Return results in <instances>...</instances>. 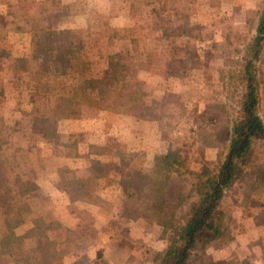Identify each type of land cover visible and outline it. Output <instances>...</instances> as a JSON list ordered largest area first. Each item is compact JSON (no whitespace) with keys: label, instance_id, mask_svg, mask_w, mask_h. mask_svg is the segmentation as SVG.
Here are the masks:
<instances>
[{"label":"trees","instance_id":"16d2710c","mask_svg":"<svg viewBox=\"0 0 264 264\" xmlns=\"http://www.w3.org/2000/svg\"><path fill=\"white\" fill-rule=\"evenodd\" d=\"M125 1L134 16L139 4L154 7L157 3L178 13L183 0ZM185 1L186 4L194 2ZM40 6L39 11L32 3L9 7L10 22L3 23L11 25L16 32L30 35L29 53L26 57H12L0 52V56L7 55L9 68L24 75L25 90L46 100L45 106L35 104L30 111L31 132L45 143L70 148L62 141L58 126L80 119L84 108L139 120L162 119V115H157L144 103V82L137 78L138 73L157 72L180 77L202 66L194 44L188 40L176 43L183 33L192 36L187 35L188 29L178 27L172 31L173 45L167 52L143 53L133 46L131 50L123 47L124 51L109 53L103 47L114 41L112 35L104 37L102 43V35L94 37L89 26L80 30V36L75 39L72 31L55 30L48 25L50 17L62 13L63 7L58 1H45ZM95 58L106 59V66L98 76H88V64ZM263 61L264 1L254 35L244 46L239 67L230 74L235 104L233 115L227 116L226 104L219 103L216 110H204L195 117L203 118L207 124L196 123L191 128L202 137L204 144L217 150L216 160L208 163L206 170L194 171L190 168L187 151L176 148L154 157L151 174L121 162L118 184L123 190L124 208L131 212L133 220L142 219L169 233L167 245L157 254L154 264H189L200 245L231 239L221 204L236 181L243 184L239 206L256 225L264 226V147L258 149L256 145L264 136L258 75V66ZM17 151L15 148L7 158L0 159V216L4 228L0 236V264L4 257L11 258L12 264H62L66 252L56 249L55 242L46 234L57 228L56 222L47 223L41 217L33 221L25 234L19 236L14 232L30 213L27 200L37 189L35 174L19 168L15 158ZM172 174L181 178L178 203L168 199ZM107 175L105 165L91 160L84 177L63 180L65 194L72 202H94L98 181ZM26 239H34V247L27 248Z\"/></svg>","mask_w":264,"mask_h":264},{"label":"rangeland","instance_id":"374dc122","mask_svg":"<svg viewBox=\"0 0 264 264\" xmlns=\"http://www.w3.org/2000/svg\"><path fill=\"white\" fill-rule=\"evenodd\" d=\"M1 1L3 0H0V3H2ZM55 1L61 5V0ZM263 1L194 0L191 4H186L187 2L183 0L180 2L178 13L170 12L157 3L153 4L155 8L153 6L143 7L139 4V9L133 16L129 3L125 0H77L67 11L74 17L61 22L57 21V18L64 14L63 10L60 15L50 17L48 25L51 29H68L70 31L79 29L76 35L72 32L75 39L80 36V30H86L89 26H91L94 37L102 35L103 39L100 40L102 43L105 42L104 37L112 35L114 41L103 47L109 53L122 51L123 47L131 50L133 46L143 53L146 51L167 52L173 45L175 29L178 27L188 29L190 32H187V35H192L189 37L183 33L176 43L180 44L188 40L191 45L194 44L202 66L198 69H191L186 76L180 77L158 74L157 72H139L137 78L144 82L146 93L144 103L151 107L154 113L162 115V119L154 120L157 121L156 124L151 120H142L147 123L139 129L141 133L137 134H141L140 137L134 136V139L126 142L127 137L121 134L118 136L119 142L115 141L116 150L113 148L104 150L105 154L116 155V159L120 156L119 158L122 157V161L128 162L132 168L151 174L153 173V164L148 162L146 154L149 153H145L147 148L153 146L160 153H164L166 150L168 152L169 149L182 148L188 153L192 170H206L207 164L216 160L217 150L204 144L201 140L202 137L191 128L196 123L207 124L203 118L196 119L195 117L204 110H216L219 103L226 104L227 116L233 115L235 104L234 97H232L233 88L231 87L230 74L239 67L244 46L254 35ZM29 3H31L30 0L14 3L0 11L2 13V15L0 14V52L3 54L7 53L12 57L28 55L30 35L26 32L12 30L11 25H7L3 21L10 22V18L7 17L9 7ZM182 6H184L183 9ZM168 7L169 3L166 8ZM35 8L39 11L41 6H35ZM151 9H155L157 13H151ZM168 31L171 32L168 33ZM0 58L6 60V70L4 67V71H0V143L2 144L0 159L7 158L15 148H18L15 158L19 168L24 172H33L36 186L37 183H40V187L37 186L35 192L28 197L30 213L25 216L23 224L16 227L14 232L19 236L25 234L33 226V221L41 217L45 218L47 223L56 222L58 225L54 230H57L59 223L55 219L53 209H63L64 205L61 202L64 199H60L61 196L54 189L51 190L52 186L59 179V184L64 187L63 180H71L77 176L66 173V166L59 165L62 162H58L59 149L44 141H41L44 145L41 148V157L37 158L36 156L39 155L35 156V152L26 153L25 150L26 152L23 154L25 159L22 158L20 162L18 161V155L21 154H19L18 145L27 139H31V141L39 139L32 132L29 133V129H27L29 125L32 128V116L29 114L24 117L26 112L31 111L27 95L29 97L31 95L34 100L33 106L35 104L45 106L46 100H41L31 90H25L23 84L25 78L20 72H17L20 75L18 80H11V76L7 73L8 69L12 72L7 63V55L0 56ZM91 62L93 65L88 67L87 74L92 77L98 76L101 69L106 66V59L95 58L90 61V64H92ZM258 75L261 83V107L264 110V61L258 66ZM105 113L109 114L108 123L117 122L115 120L117 114ZM222 117L225 115L223 114ZM14 121H20L18 130ZM81 125L83 124L79 125L71 121L61 123L58 130L62 135V141L67 142L66 140L69 139L67 136L72 131L75 133V131L84 129ZM100 128V124L97 126L95 124V130ZM103 128L104 126L101 129ZM73 136H75L72 137L74 140H78L77 135L73 134ZM67 144L71 145V143ZM123 145L124 147L126 145V150L131 151L128 153L129 156L123 154ZM256 145L258 149L264 147V136L256 141ZM65 149L72 151V147ZM99 150L104 152L103 149ZM54 154L55 158L51 157ZM23 162L29 163L31 168L28 166L29 169L25 170L22 166ZM33 166H37V171L44 170L40 180L37 179V172L33 170ZM171 178L168 184V199L172 203H178V188L181 185V178L175 174H172ZM117 187L120 190L119 193H123L119 184ZM242 189V182L236 181L227 191L221 204V209L225 213L224 223L228 226L231 239L218 244L200 245L193 253L189 264H264V226L256 225L253 218L239 206ZM105 199V211L107 212L105 216L115 219L112 220L113 223L110 226L115 232L120 228L118 224L124 223V219L121 220L118 216L121 205L120 198L106 197ZM95 200L93 196L94 202L85 203L96 205ZM129 214L131 215L130 211ZM141 223L142 226L139 227L143 229L144 233H138L136 230L131 231L129 234H134L131 238L129 235L125 236V231H122L124 236L115 242L106 240L105 233L102 234V238H90V234L86 232L88 229L78 230L85 234L78 239L75 234H69L71 245L69 242L65 243L68 236L66 232L62 231V237L56 239L50 238L52 236L49 237V232L53 230H48L46 234L49 239L55 242L56 249L66 252L62 264H154L157 254L167 245L169 233L159 227L160 230H148L147 226L154 225H150L144 220ZM145 225H147V230L144 229ZM112 230L110 231L112 232ZM159 237L162 239L153 241V238ZM62 239H64L63 243ZM34 244V239L25 240L27 248L34 247ZM73 250H76L77 253H72ZM2 262L3 264H12L9 257H4Z\"/></svg>","mask_w":264,"mask_h":264},{"label":"crops","instance_id":"0c3cea01","mask_svg":"<svg viewBox=\"0 0 264 264\" xmlns=\"http://www.w3.org/2000/svg\"><path fill=\"white\" fill-rule=\"evenodd\" d=\"M25 0H3L1 1L2 3H0V11L5 9L8 5L14 4V3H21ZM44 1L46 0H30V2L35 5L36 7L40 6ZM77 2V0H61V6L63 7V12L64 14L60 17L57 18V21L61 22L63 20H67L68 18H72L74 17V15H71L69 13H67L68 9L74 5ZM2 15V13H0ZM110 20V18H109ZM79 29H73L72 32H74V34H78L77 31ZM92 64L89 63L88 67H91L93 65V62H91ZM4 67L6 70V60L4 58H0V71H4ZM104 69V67L102 68ZM101 69V70H102ZM101 72V71H100ZM7 73H9V75L11 76V80H18V77L20 76L18 73L15 72H11L9 71V69L7 70ZM100 74V73H99ZM13 81V82H15ZM17 86V85H16ZM28 96V101H29V105L31 106V109L34 105L33 103V99L31 98V95L29 97ZM31 98V99H30ZM41 100H43L41 98ZM30 111L25 113L24 117L29 116ZM108 116L109 114L105 113V112H101V111H97L91 108H84L83 112H82V116L80 119L75 120V121H71V122H76V124H83L81 125L84 129H81V131H75V133L72 131L67 137H69V139H67L65 142L67 143H71L70 147H72V151H66L67 149H65V147L61 146V145H54L53 147H55L56 149H59L58 153L60 155V157L58 158V162L61 161L62 164L59 165H63L66 166V173H70L71 175L77 176V177H84L87 174L89 165L91 160H96L99 163H101L102 165H105V167L107 168L108 171V175L106 177L101 178L98 181V189L94 195V198L96 199V205L94 204H87L85 202H81V201H76V202H72L68 199L67 195L65 194V190L64 187L62 185L59 184V179L58 182L56 181L51 190H55L57 194H59L61 196L60 199H64L61 203H63V209H53V213L55 214V219L56 221H58L59 223V228L57 230H53L52 232H49V237L50 238H61V234L62 231L63 233L66 232L68 233L67 238V242H65L66 244L69 242L70 243V236L69 234H75L76 238L78 239L81 236H84L85 234L79 232L78 230H83L84 231L86 229H88V231L86 230L87 234H90V238H94V237H101L102 238V234H108V236L104 237L106 238V240H111V241H118L119 238H122V236H131V238H133L134 234H129L131 231L136 230V232H143V229L139 226H142L141 222L142 220H133L131 215L129 214V211L126 210L123 206L124 203V195L123 193H119L120 190L117 187L119 179H120V161H122V157L119 158L120 156H118V160L116 159V155H108L105 154L107 151V149H112L116 150V143L115 141H118V136L121 134L127 137L126 142L131 141V139H134V136H141V134H137V133H141V131L139 130L140 128H142L144 126V124H146V121H142L139 119H136L135 117L132 116H128V115H116V121L114 124L108 123ZM110 121V119H109ZM159 121V120H157ZM157 121H154L153 123L156 124ZM96 122V123H95ZM99 122V123H98ZM15 124H17L16 128L18 130V125L20 123V121L15 122ZM95 124L96 126L100 124L101 128L104 126L103 129H97L95 130ZM123 124V125H122ZM106 126H108L106 128ZM20 129V128H19ZM29 129V133L31 132V128L30 125L28 126ZM104 129H106L105 131H103ZM115 130V132H114ZM25 134V133H24ZM77 135V139L74 140L75 137L73 136ZM24 137V136H23ZM122 138V137H121ZM119 142V141H118ZM43 142H41V140L36 139L34 141H31V139H27L24 140L23 143H20L19 148H20V152L18 155V161L20 162V159L23 158V154L24 152L26 153H30L31 152H35V156L36 154L41 157L42 154L41 153V148ZM124 144V143H123ZM113 146V147H112ZM123 154L128 155V153H130L131 151L126 150V145L124 147L123 145ZM155 148V147H154ZM153 146L151 148H147L145 153H149L146 154L147 158H148V162L153 164V160L154 157L156 155L159 154H165L166 151L164 153H160L158 152L156 149H154ZM99 149H103L104 152H102ZM168 149V147H167ZM26 150V151H25ZM95 150H98L95 152ZM139 150V149H137ZM169 151H172L169 149ZM151 152V153H150ZM129 156V155H128ZM53 158H55V154L53 156H51ZM36 158V159H37ZM25 159V158H23ZM26 161V160H25ZM21 164V163H20ZM72 165V166H71ZM23 168L29 169L28 166L31 168V166L29 165V163H24L22 164ZM37 166H33V170L35 172H37V179L40 180L43 176L42 172L44 170H39L37 171ZM44 169V168H42ZM41 172V174H40ZM50 172V171H49ZM55 173V172H54ZM172 179V178H171ZM40 183H37V186L40 187L39 185ZM119 190H117V189ZM117 192V193H116ZM106 197H119L120 198V208H119V213L118 216L119 218L122 220V218L124 219V223L122 224H118L120 225L119 230L120 232H113L112 228H110V226H112L111 224L113 223L111 216H105V214L107 213L105 211V202H106ZM99 203V204H98ZM121 212V213H120ZM126 212V213H124ZM117 216V217H118ZM145 225L144 229L147 228L148 230L151 229H159L157 226H147ZM146 229V230H147ZM112 230V232L110 231ZM160 230V229H159ZM4 228H3V224H2V219L0 216V236L3 234ZM68 231V232H67ZM122 231H125V234L122 235ZM144 233V232H143ZM158 239H162V238H153V241H158ZM64 239H62V243ZM150 240V239H149ZM159 240V241H160ZM158 243V242H157ZM59 245V244H58ZM79 245V244H78ZM80 246V245H79ZM71 247V246H70ZM80 248V247H79ZM72 253H77L76 250H73ZM77 257V255H76Z\"/></svg>","mask_w":264,"mask_h":264}]
</instances>
